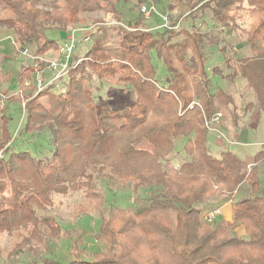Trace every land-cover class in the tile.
<instances>
[{
	"label": "trees",
	"instance_id": "16d2710c",
	"mask_svg": "<svg viewBox=\"0 0 264 264\" xmlns=\"http://www.w3.org/2000/svg\"><path fill=\"white\" fill-rule=\"evenodd\" d=\"M147 1L53 0L45 7L41 0H0V27L12 32L19 49L33 52L37 65L42 64L38 57L61 43L46 34L55 30L65 40L86 13H116L132 29L116 27L123 35L114 47L107 35L94 36L84 53L78 47L73 51L64 76L35 98L25 92L24 118L15 135L10 114L1 110L0 264H60L50 256V244L66 232L50 211L77 193L84 199L79 211L98 213L94 237L103 249L85 253L73 240L66 264H264L259 177L264 148L246 167L228 149L215 153L204 125L217 112L211 76L245 80L241 96L247 91L250 99L239 102L245 104L242 116L253 107L264 111V0H186L184 18L197 7L209 10L205 30L194 23L161 28L158 15L159 22L148 30L139 12ZM171 17L173 26L179 16ZM222 29L243 41L249 53L228 51ZM212 46L222 51L223 61L210 67ZM154 57L165 72L159 73ZM30 65H22L16 79L17 87L27 80L28 91L36 87ZM94 82L97 94L90 87ZM16 92L3 90L8 101ZM45 95L47 105L38 110ZM226 96L237 120L242 116L236 99ZM175 155L184 158L170 171ZM113 185L130 187L140 206L112 205L105 212L102 188ZM222 191L234 194L231 220L208 222L206 212L215 207L201 205ZM240 226L245 235L235 232Z\"/></svg>",
	"mask_w": 264,
	"mask_h": 264
},
{
	"label": "rangeland",
	"instance_id": "374dc122",
	"mask_svg": "<svg viewBox=\"0 0 264 264\" xmlns=\"http://www.w3.org/2000/svg\"><path fill=\"white\" fill-rule=\"evenodd\" d=\"M53 0H41V3L43 6L45 7H49L51 2ZM160 1V0H159ZM159 1H155V0H148L145 4H149L150 2H152L156 8V10L162 14H166L167 16L171 15V19H175V16H179V19L177 20L176 24L173 25L174 26H181V24L186 22L183 20H189L191 22L195 21L196 22V26L198 23H202L201 29L205 30V25L203 24L204 20L203 18L205 17V15L203 17H201L200 14V9H197L194 14H190L188 15L186 18H184V16L187 14V9L185 8L184 10L186 11V14L181 13L180 12H174L172 14V10H169L167 8H170L168 6H164L162 5V3H159ZM181 1V0H180ZM179 1V2H180ZM185 1V0H183ZM166 4L169 5L172 3V0H165ZM178 2V3H179ZM175 3V2H173ZM176 3V5L178 4ZM182 4V3H181ZM187 4V3H186ZM175 4H173V6H176ZM183 5V4H182ZM244 5L246 6V3L244 2ZM130 6V5H128ZM245 6L242 5V7L246 8ZM167 7V8H166ZM174 8V7H172ZM125 11L127 13V15L130 14V12H128L125 8ZM206 12L209 13V10H205ZM140 12V10H139ZM203 13V12H202ZM141 14V13H140ZM175 14V15H174ZM116 16V17H115ZM168 16V17H169ZM84 21L81 22L80 24H78L77 26L75 25V38H76V43H77V47H78V53L82 54L86 51V49L88 48V46H90L92 44V41L94 39V36H103L104 34L107 35L108 37H106V42L112 44V46H117L119 44V41L122 38V31H119L116 29V27H120L122 30H127V31H132V29L128 28L125 26V24L123 23L124 21H119L117 17H120V15H116L113 14L112 12H105V11H94V12H90V13H86L84 14ZM141 18L144 20V25L143 27H147L148 30H150L149 26L147 25L148 21L151 20H156L159 22V18L155 16H153L152 18L146 19L144 18V16H142L141 14ZM206 19V18H205ZM211 20L208 19L206 21L207 25L209 26ZM168 25H169V18H168ZM102 27H104V31L102 30ZM194 27V26H193ZM102 30V32H101ZM173 30H177V29H173ZM226 31L228 30H221L222 32V36L225 37L226 39V44L228 46V51H232L231 53L234 55H237V53L235 52V50L233 51V47H232V42H233V37H229V35H226ZM4 32H8L11 36H13L12 32L10 30H7L3 27H0V33ZM132 33V32H130ZM46 36L51 37L53 39H55L58 42H61V35L58 33V31H51L48 34H46ZM88 39V40H87ZM228 43L231 45L232 48L229 47ZM79 45V46H78ZM16 46L19 47L18 43L16 42ZM21 48V46L19 47ZM17 51V54L13 55V58H11L10 56L5 58L7 59L6 61L4 60V63L1 64V54H0V69L2 67V69L5 71V69L8 68V63H11V75L10 76H6V78L3 79V77L0 78V94L2 95V98L0 99V112L2 109L6 108V113L7 115L10 114V130L12 131V133L15 135V133L17 132L18 128L20 127L21 123H22V119L24 118V110L23 108L25 107V104L27 102V100L23 99V96L26 94H31V98H35L38 94V90L36 87L32 88V91H28L29 89H27L29 87V85H25V82H28L27 80L23 82L22 86H18L17 87V83H16V79L18 77V75H20V65L21 64H31V69L33 70V73L31 75V80L34 83V81L36 79H42V81L45 83H47V81H49V79L51 77H54L56 72H50L47 70V66L45 65V62H49L50 60H54L58 55H57V50L56 51H47L45 53H43L42 58L44 61H41V63H39L37 65L36 62V56L33 55V52L30 51V49L28 48V51L25 52L23 49H19ZM27 49V48H26ZM209 55L210 57L208 58V65H217L222 63L223 61V56H222V51L219 50V47L217 46H212L211 49L209 50ZM153 63L156 65V67L158 68L159 73H162L163 71L165 72V68L164 65L162 64L161 61H159L157 58H153ZM45 66H46V71H45ZM23 71H21L22 73ZM39 74V75H38ZM37 76V77H36ZM8 79L10 80V86L13 87V89L17 92L14 95V100L13 101H8V98L5 97V95L3 94V90L8 91ZM75 80H77V78H74ZM3 80V81H1ZM211 81L214 84V86L216 85V90H220V92H216V105L217 108L222 109V107L220 106V102L221 100H223L224 102H226L227 100V94H233L235 99H236V104L239 105L238 110H243V106L242 105L245 101V99L249 98V95L246 96V92L244 93L243 96H241L242 92H244V85H245V80L241 77H236L235 80L233 81H225L221 78H216V77H212L211 76ZM98 82H94L93 84H91V88L94 90V94H97L96 90H98ZM29 84V82H28ZM105 85H103L104 88ZM33 87V86H32ZM10 92V91H9ZM104 90L102 89L100 91V93L103 95ZM240 96V97H239ZM47 98V96H41L40 98V104L38 105L37 109L43 111L45 109V106L47 105V101H42L45 100ZM3 99V100H2ZM250 99V98H249ZM35 100V99H34ZM239 100V101H238ZM38 101V100H37ZM248 101V100H246ZM39 102V101H38ZM241 102V103H239ZM226 112V117H230V112L227 110V107L225 109V107L223 108ZM218 112V111H217ZM247 122L246 119L242 120L241 123H245ZM258 123V122H257ZM257 123L254 122L253 126H250L249 128L251 129V131H254L253 134H256L258 136V138L256 140H259L262 136H264V112L262 113V118L261 121L259 122V127L258 129H256V125ZM256 129V131H255ZM220 130V129H219ZM222 132V131H221ZM256 132V133H255ZM260 136V137H259ZM211 133L209 135V139L211 138ZM182 141V140H179ZM180 145V142H178V146ZM214 148V146H213ZM261 148L260 144H256L252 149H250L251 151H249V155H251V158H247V159H243L241 157V160L243 162V164L245 165L246 162H251L254 158V154L257 150H259ZM3 151H0V153H2ZM184 157L181 155H175L171 158L170 161V165L168 167V169L170 171H174V168H176L182 161ZM116 185L111 186L110 188H105V186L102 188V190L104 191V196H105V202H104V211L107 212L108 208L110 206H118V207H132L133 205H138L140 206V204H138V201L135 199V195L133 194V192L131 191L130 187H125L124 189H119L121 187H118ZM245 188V187H244ZM9 187L7 185V188L4 191V196L7 197L9 195ZM220 194H224V196L227 198V204L231 205L232 200H234L235 198L233 197V193H229L227 191H222ZM219 195V194H218ZM217 195V196H218ZM242 195L238 194L236 196V198H240ZM84 199L81 197V195L79 193H77L75 196L71 197V198H67L64 200V204L63 206L58 205L54 208V210L50 211L52 214H55L56 216H58V221L60 223V225L62 226V229L66 232V235L64 238L56 240V241H52L50 244V256L57 259L59 261L60 264H66L68 263L69 259H70V245L71 242L73 240H79L81 243V248L83 249V251L86 253H90V252H95L99 249H103V244L99 241H97L95 239V235L97 234L98 230H99V221L100 218L98 216V213L95 211H92L90 208H88V211H79L77 204L79 203H83ZM215 203H218V200L215 201ZM7 204V201H6ZM203 208H205L207 205L206 204H202L201 205ZM220 207L221 206H217ZM230 213V207H225L222 211L221 209V214L220 216L216 217L215 219H220L223 216V219H229V215L228 213ZM214 221V220H213ZM212 221V222H213ZM235 232L239 235H245V229L243 227H237L235 229ZM10 243L6 242L4 247L6 250H8Z\"/></svg>",
	"mask_w": 264,
	"mask_h": 264
},
{
	"label": "crops",
	"instance_id": "0c3cea01",
	"mask_svg": "<svg viewBox=\"0 0 264 264\" xmlns=\"http://www.w3.org/2000/svg\"><path fill=\"white\" fill-rule=\"evenodd\" d=\"M159 3H162V5L167 6L165 0H160ZM183 5H182V4ZM187 1H183L181 0L176 6H174V8L170 7L167 8L169 10H172V14L174 12H180L186 14V11L184 10L185 8H188V3ZM200 8H195L193 9V14L194 12ZM203 12V13H202ZM188 13V12H187ZM200 14L201 17H203L205 15V17L203 18V24L205 26H208L206 21L208 19H210V13L206 12V11H201L200 10ZM206 18V19H205ZM150 20V19H149ZM186 22L181 24V26H185L187 28H190L192 23H194V25L196 26V22L192 21L191 22L188 20H183V22ZM210 23V22H209ZM155 24H157L156 20H151L147 22V25L149 27H153ZM201 22L197 24V26H201ZM232 38V36H229ZM232 46H233V51L235 50V52L237 53L238 56L241 55H246L249 53L248 51V47L247 45H245L243 43V41H241L238 38H234L233 37V42H232ZM18 46H16V40L13 36H11L8 32H4L0 33V54H1V64L4 63V60L6 61L7 57H11L13 58L14 54H17V49ZM232 52V51H231ZM11 63H8V68L5 69V71L2 69H0V78L3 77L6 78V76H10L11 73ZM29 64V63H27ZM27 64H21L20 68L22 65H27ZM210 67L213 65H209ZM20 73H21V69H20ZM3 81V80H1ZM10 80L8 79V90L12 93L13 87L10 86ZM14 92V91H13ZM216 92H220V90H216ZM217 106V105H216ZM220 106L222 107V109L217 108L218 112H221L223 114L221 123L218 125V129H220V131H222V133L224 134V139H219L216 136L215 132L210 131L211 133V138L209 139L210 143H211V149L217 153L219 152L221 149H228L232 152H234L235 154H237L240 158L242 157L243 159H247V158H251V155H249V151H251L250 149H252L256 144H260L261 148H264V136H262L259 140H256L258 138V136L256 134H253L254 131H251V129L249 128L250 126H253L254 122L257 123L256 125V129H258L259 127V122L261 121L262 118V113L264 111H261L260 109L258 110L256 107H253L247 111H244V116H242V114L240 113V110H238L239 114H241L242 117L237 118V120L233 117L232 113L230 112V117H226V112L223 109L225 107H228L227 104V100L226 102H224L223 100H221L220 102ZM239 108V105H238ZM6 110V108H5ZM228 110V108H227ZM229 111V110H228ZM243 111V110H241ZM228 116V115H227ZM246 119L247 122L245 123H241L242 120ZM255 129V131H256ZM256 133V132H255ZM260 137V136H259ZM180 142V145L177 146V148L180 150L181 148V144L183 143V141H178ZM214 146V148H213ZM259 149V150H260ZM178 150V151H179ZM258 151V150H257ZM256 151V152H257ZM255 152V153H256ZM255 155V154H254ZM251 162H246V164L244 166H248L249 164H251ZM259 177L260 179L264 182V162L261 164V167L259 168ZM218 200V203H215V201ZM233 202H231V205L227 204V198L224 196V194H219L218 196H216V198L208 203H205L207 206L206 207H217V206H221V209L223 211V209L225 207H230V213H228L229 215V219L226 220H231V216H232V204ZM223 218V216H222ZM243 227V226H240ZM244 228V227H243Z\"/></svg>",
	"mask_w": 264,
	"mask_h": 264
},
{
	"label": "built area",
	"instance_id": "2783aa9c",
	"mask_svg": "<svg viewBox=\"0 0 264 264\" xmlns=\"http://www.w3.org/2000/svg\"><path fill=\"white\" fill-rule=\"evenodd\" d=\"M140 13L144 18L150 19L155 15H158L161 18V25L159 27L161 28H168V29H178V26H170L168 25V17L167 15H161L156 10L154 4L150 2L149 4H143L140 7ZM75 28L71 29L66 34L65 40L61 41L58 49H57V57L54 60H50L49 62H45L42 57H38V59L44 61L47 66V70L50 72H56L54 77H51L47 83L43 82L42 79H36L34 81L36 88L38 91H41L45 88L46 84H51L57 79L64 76L68 70L69 61L71 58V54L73 51L77 48L76 38H75ZM88 40V39H87ZM45 66V71H46ZM39 75V74H38ZM37 77V76H36ZM25 85L28 86V82H25ZM223 114L221 112H216L211 117L205 119L204 125L207 129H209L212 132L216 133L217 138L224 139V134L218 129V125L221 123ZM2 157V154L0 153V158ZM221 214V208L215 207L208 212H206V220L208 222H212L213 220H216L215 218L220 216Z\"/></svg>",
	"mask_w": 264,
	"mask_h": 264
}]
</instances>
